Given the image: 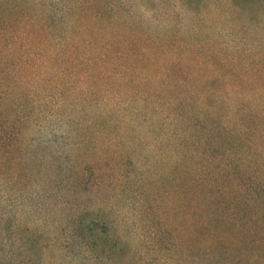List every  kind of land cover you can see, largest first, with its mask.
<instances>
[{
  "label": "rangeland",
  "instance_id": "374dc122",
  "mask_svg": "<svg viewBox=\"0 0 264 264\" xmlns=\"http://www.w3.org/2000/svg\"><path fill=\"white\" fill-rule=\"evenodd\" d=\"M67 1L0 0V264H264V0Z\"/></svg>",
  "mask_w": 264,
  "mask_h": 264
},
{
  "label": "trees",
  "instance_id": "16d2710c",
  "mask_svg": "<svg viewBox=\"0 0 264 264\" xmlns=\"http://www.w3.org/2000/svg\"><path fill=\"white\" fill-rule=\"evenodd\" d=\"M127 0H69L67 1V5H69L71 8L77 7L82 8L83 6H95L96 9H94L95 16L98 18H104V17H115V12H117V9L123 11L125 6V3ZM155 2H158L157 0H154ZM249 3L253 4L255 0H248ZM118 6H117V5ZM122 7V8H121ZM92 9V8H91Z\"/></svg>",
  "mask_w": 264,
  "mask_h": 264
}]
</instances>
